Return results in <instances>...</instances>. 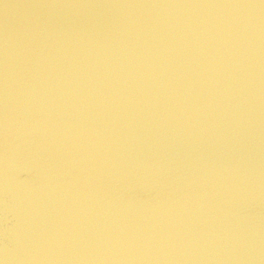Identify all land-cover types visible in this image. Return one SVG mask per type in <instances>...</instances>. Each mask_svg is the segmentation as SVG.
Wrapping results in <instances>:
<instances>
[{"label":"water","instance_id":"water-1","mask_svg":"<svg viewBox=\"0 0 264 264\" xmlns=\"http://www.w3.org/2000/svg\"><path fill=\"white\" fill-rule=\"evenodd\" d=\"M0 264H264V0H0Z\"/></svg>","mask_w":264,"mask_h":264}]
</instances>
